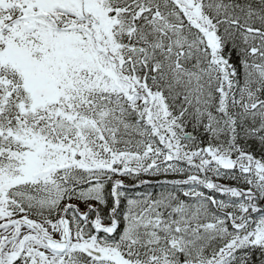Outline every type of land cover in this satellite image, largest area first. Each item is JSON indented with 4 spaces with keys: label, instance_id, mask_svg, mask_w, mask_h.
I'll use <instances>...</instances> for the list:
<instances>
[{
    "label": "snow or ice",
    "instance_id": "snow-or-ice-1",
    "mask_svg": "<svg viewBox=\"0 0 264 264\" xmlns=\"http://www.w3.org/2000/svg\"><path fill=\"white\" fill-rule=\"evenodd\" d=\"M0 264H264V0H0Z\"/></svg>",
    "mask_w": 264,
    "mask_h": 264
},
{
    "label": "trees",
    "instance_id": "trees-1",
    "mask_svg": "<svg viewBox=\"0 0 264 264\" xmlns=\"http://www.w3.org/2000/svg\"><path fill=\"white\" fill-rule=\"evenodd\" d=\"M150 191H152L153 189H149Z\"/></svg>",
    "mask_w": 264,
    "mask_h": 264
}]
</instances>
